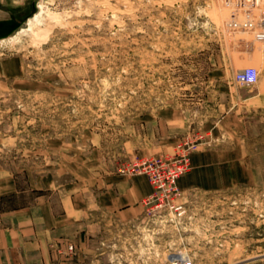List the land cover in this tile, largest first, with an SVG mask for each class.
Instances as JSON below:
<instances>
[{"label":"rangeland","instance_id":"374dc122","mask_svg":"<svg viewBox=\"0 0 264 264\" xmlns=\"http://www.w3.org/2000/svg\"><path fill=\"white\" fill-rule=\"evenodd\" d=\"M189 146L182 208L94 209L74 262L264 264V0H0V214Z\"/></svg>","mask_w":264,"mask_h":264},{"label":"crops","instance_id":"0c3cea01","mask_svg":"<svg viewBox=\"0 0 264 264\" xmlns=\"http://www.w3.org/2000/svg\"><path fill=\"white\" fill-rule=\"evenodd\" d=\"M17 190H0L8 198ZM153 193L148 179L120 177L111 181L93 199V192H75L39 201L0 214L5 229L0 230V264H77L68 245L83 240L95 223V210L121 221L134 220L143 212L142 200ZM84 197L87 199L85 201Z\"/></svg>","mask_w":264,"mask_h":264},{"label":"built area","instance_id":"2783aa9c","mask_svg":"<svg viewBox=\"0 0 264 264\" xmlns=\"http://www.w3.org/2000/svg\"><path fill=\"white\" fill-rule=\"evenodd\" d=\"M257 78L256 70L249 68L239 75L238 81L251 86L257 82ZM191 153L192 146L185 147L174 156L142 159L135 162L131 169L125 170L130 174H145L148 177L153 187V193L143 200L148 213L161 208H182L177 202L181 194L179 179L191 169ZM169 257L168 264H195L189 254L171 253Z\"/></svg>","mask_w":264,"mask_h":264}]
</instances>
